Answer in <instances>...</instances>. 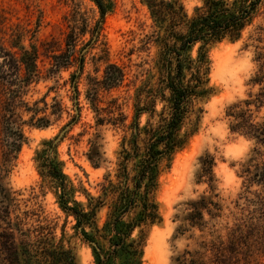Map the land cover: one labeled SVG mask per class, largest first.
Segmentation results:
<instances>
[{
	"label": "trees",
	"instance_id": "16d2710c",
	"mask_svg": "<svg viewBox=\"0 0 264 264\" xmlns=\"http://www.w3.org/2000/svg\"><path fill=\"white\" fill-rule=\"evenodd\" d=\"M97 7L98 29L105 14L113 7V0H90ZM148 8L152 28L144 37L157 51L154 72L134 89L131 113L124 111L118 97L110 96L107 106H100V92L119 86L124 72L118 65L106 61L102 81H94L85 91V98L95 114V126L104 123L121 129L123 135L116 153L115 166L107 171L99 183L100 193L83 205L76 199L78 189L63 171L56 145L44 142L36 150L34 161L39 175L54 189L59 208L74 218V229L91 246L94 264H142L146 232L162 218L156 201L159 178L170 167L174 154L181 150L189 137L200 127L203 104L214 93L210 84L211 47L225 39L236 41L264 13V0H202V5L188 15L181 0H142ZM71 26L66 34V52L52 56L53 63L43 74L37 65L38 50L34 43L25 45L22 29L10 33L8 46L0 42V264H79L74 249L65 245L63 237L57 239L55 224L33 211L20 210L15 191L7 181L21 145L25 141L23 126L43 128L49 119L45 114V97L29 102L24 97L29 87L49 72L65 68L76 59L82 69L83 55L75 57L74 47L81 28ZM264 26L255 27L260 41ZM91 38L86 44L90 42ZM64 61L58 62L60 58ZM259 69L250 79L260 85L250 99L228 106L226 115L232 118L229 129L242 134L264 147V118L256 120L250 105L256 111L264 106V56L258 53ZM72 73L70 82L74 98L78 90ZM44 107H38L39 102ZM77 104V101L74 102ZM52 112L61 113L62 106L53 98ZM24 108V109H23ZM23 111L30 112L27 120ZM38 113H43L38 116ZM105 113V114H103ZM145 115L144 122L141 116ZM74 116L72 117V120ZM99 133L91 139V165L99 167L106 161L97 141ZM195 182L206 183L210 191L186 203L188 212L184 220L191 226H201L204 212L211 216L220 210L215 192V156L205 152L198 157ZM240 176L245 186L262 188L256 196L264 209V154L254 147L241 163ZM106 208L99 224L98 213ZM33 215L36 218L33 219ZM91 228V233L86 228ZM137 230L138 234L133 236ZM185 251L175 257L177 264H200L199 256Z\"/></svg>",
	"mask_w": 264,
	"mask_h": 264
},
{
	"label": "rangeland",
	"instance_id": "374dc122",
	"mask_svg": "<svg viewBox=\"0 0 264 264\" xmlns=\"http://www.w3.org/2000/svg\"><path fill=\"white\" fill-rule=\"evenodd\" d=\"M181 1L188 15L202 5V0ZM98 19L97 7L90 0H0V42L7 47L11 31L22 29L26 34L25 45L32 42L37 47V65L43 74L53 63L54 54L66 52L65 37L71 26L83 30L73 52L75 57L83 55L82 69L79 70L74 59L69 66L49 72L47 79L29 87L25 101L31 106L34 100L45 97L49 124L43 128L23 126L25 141L7 178L20 210L33 211L54 223L56 238L63 237L64 244L74 249L79 264H94L91 246L76 233L74 218L59 208L54 189L39 175L35 152L45 147L44 142H53L69 124L55 143V149L63 162L64 173L78 189L76 199L86 206V194L98 195L103 175L113 170L123 132L106 123L95 126V114L85 91L94 81H102L106 61L118 65L124 79L119 86L100 92L99 105L106 107L110 96H116L124 104V111L130 114L134 89L154 72L157 51L152 43L144 42L152 20L142 0H113L112 9L94 31ZM258 24L264 26V13L240 39H225L209 51V77L214 93L203 104L198 131L174 154L170 167L160 175L156 201L162 220L146 232L142 264H177L175 257L185 251L196 252L200 264H264V209L256 197L262 188L245 186L240 176L241 163L253 148H259L264 154V147L230 131L232 118L226 115L229 105L252 98L260 89V85L250 82L259 69L258 53L264 56V33L260 41L256 40ZM63 61L62 57L58 60ZM72 73H77L76 105L70 82ZM54 97L61 103V113H51ZM38 107H44L42 101ZM250 108L256 120L264 118V106L259 111L254 105ZM23 109L22 118L27 120L31 113ZM144 120L142 115L141 122ZM95 133L100 135L97 141L106 159L99 167H93L89 159ZM205 152L215 156V192L220 210L213 216L204 212L202 224L197 227L183 217L188 212L187 202L202 193L210 194L206 183L195 182L197 160ZM105 213L106 208L98 213L99 224ZM86 230L91 233V228ZM137 234L135 230L133 236Z\"/></svg>",
	"mask_w": 264,
	"mask_h": 264
},
{
	"label": "water",
	"instance_id": "95a60500",
	"mask_svg": "<svg viewBox=\"0 0 264 264\" xmlns=\"http://www.w3.org/2000/svg\"><path fill=\"white\" fill-rule=\"evenodd\" d=\"M75 101H76V98H75ZM75 109H76V107H75ZM68 127H69V124L66 125L64 128H62V130L59 132V134L56 136V138H54L53 144H55L56 142H58L62 138V136L64 135V133Z\"/></svg>",
	"mask_w": 264,
	"mask_h": 264
}]
</instances>
